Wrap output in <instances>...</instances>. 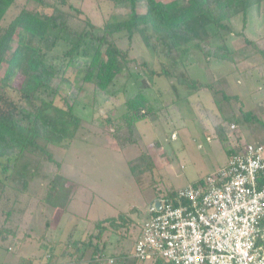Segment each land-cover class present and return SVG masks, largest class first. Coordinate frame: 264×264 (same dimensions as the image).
<instances>
[{"label": "trees", "instance_id": "1", "mask_svg": "<svg viewBox=\"0 0 264 264\" xmlns=\"http://www.w3.org/2000/svg\"><path fill=\"white\" fill-rule=\"evenodd\" d=\"M109 1L116 11L112 16H120V20H106L96 26L89 19H84V25L78 30L69 25V17L81 20L80 11L67 0H0V191L6 185V175L11 168L27 150H32L38 152L39 157L29 176H35L43 165L53 164L56 167L45 184L44 200L41 197L40 200L65 209L70 201L67 192L70 186L66 185V177L59 172L61 164L54 159L50 148H66L74 138L82 123L74 108L82 104L88 92H92V99L99 94L107 95L111 100L118 99V92H109L108 88L118 75L130 72L132 67L137 68L136 73L132 74L134 77L145 71L150 84L137 83V90L123 101L125 110L114 117L105 112L102 123L121 151L139 145L138 122L152 114L170 116L173 110L180 111L178 102L182 97L176 85L187 93L202 89L211 93V101L217 111L206 107L199 110L211 124L216 137L226 144L227 156L231 153L228 144L242 137L240 123L254 117L251 112L242 110L241 103L240 112L235 113L230 102L239 98L224 92L223 88L227 85L224 78L202 83L191 78L185 69L190 65L187 64L190 56L194 55L195 59L201 53L206 61L213 58L232 63L243 75L253 69L264 75V48L248 39L243 32L250 10L264 6V0ZM30 2L34 3L32 7ZM64 7L69 10L65 11ZM71 9L76 14H72ZM10 10L16 12L5 22ZM239 17L242 30L238 34L259 55V61L245 68L239 66L251 61V56L242 54L239 49H232L224 40L226 33L234 32L232 25ZM134 34L159 59V68H150L145 61L138 64L128 58V48L118 46L124 37L130 43ZM58 48L61 49L60 55L52 53ZM15 76L21 77L17 84H13ZM156 77L172 79L176 84L163 89L165 92L171 90L173 95L163 98L160 105H154L147 96V89L156 87ZM128 163L136 178L142 173H153L155 169L146 149H141ZM20 174L25 180L27 171ZM202 178L190 184H196ZM177 189L163 191L156 188L155 198L170 200ZM11 210L9 207L8 215ZM154 214L156 212L152 211L149 215ZM126 215L121 213L117 218L96 222V232L88 233L84 238H67L59 255L62 260L67 257L68 262L59 264L143 263L131 255L132 251L110 256L113 261L107 262V241L104 239L108 232L107 225L114 230L132 224ZM149 215L145 216L144 221ZM47 228L48 223L40 237L46 235ZM2 232L12 231L2 228ZM0 238L4 240L5 234ZM52 245L56 244L49 240L42 247L52 252ZM0 247H3L1 243ZM87 251H90V255L86 259ZM47 256L44 264H58L56 258L50 261L53 254ZM151 261V264H171L160 258H152Z\"/></svg>", "mask_w": 264, "mask_h": 264}, {"label": "rangeland", "instance_id": "2", "mask_svg": "<svg viewBox=\"0 0 264 264\" xmlns=\"http://www.w3.org/2000/svg\"><path fill=\"white\" fill-rule=\"evenodd\" d=\"M67 1L80 11L81 20L69 17V25L78 30L84 25V19H89L96 26L106 20L121 19L120 16H112L116 11L109 0ZM29 5L32 7L34 3L30 2ZM63 9L69 10L67 7ZM15 12L10 10L5 22ZM70 12L76 14L72 9ZM232 27L234 32L226 33L224 40L232 49H239L242 54L251 56V61L241 64L239 68L259 61L256 49L247 45L244 37L238 34L242 30L240 17ZM243 32L248 39L264 48V6L250 10ZM118 46L121 49L128 48V58L138 64L145 61L150 68H159V59L143 45L137 34L133 35L130 43L125 37L122 38ZM52 53L60 55L61 49H54ZM188 63L190 65L185 70L189 76L202 83L213 82L220 77L226 80L224 92L239 98L237 101L231 99L230 102L235 113L240 112L241 103L242 110L254 116L240 123L242 139L264 145V75L261 76L256 69L243 75L232 63L213 58L206 61L201 53L195 59L194 55L190 56ZM136 69L132 67L130 72L118 75L108 88L109 92H118V99L111 100L102 94L92 99V92H88L82 104L74 108L75 113L82 118L74 138L66 148L51 146L54 159L61 164L59 172L66 177V185L70 186L67 191L70 201L65 209L40 200V197L44 200L45 184L56 167L46 164L39 170L40 173L29 176L35 169L38 152L27 150L6 175V185L0 191V229L12 232L0 233V237L6 236L4 240L0 238L3 245L0 247V264H44L48 254H53L50 261L56 258L58 264L66 263L67 257L62 260L59 253L67 238H84L88 233L96 232V222L117 218L121 213L127 214L126 219L132 224L114 230L107 225L105 256L127 254L133 250L137 232L147 215V206L156 197V188L165 191L184 187L224 164L226 144L216 137L211 124L199 110L200 107H206L217 111L211 101V93L205 89L187 93L174 80L164 77L155 78L156 87H149L147 96L154 105H160L163 98L173 95L171 90L163 91L173 83L182 97L178 102L180 111L173 110L170 116L152 114L138 122L136 129L141 137L139 145H132L125 151L119 150L115 139L102 123L105 112L114 117L125 110L123 101L137 90V83L150 84L145 71L136 77L132 75ZM20 79V76H15L13 84H17ZM141 149L150 153L155 169L153 173H142L136 178L128 161L136 157ZM10 164L12 166V162ZM23 171H27L25 180L20 174ZM9 207L12 210L8 215ZM46 223L49 228L46 235L40 237ZM49 240L56 244L52 245V252L42 247ZM89 255L90 251H87L85 258ZM151 262V259H147L141 264Z\"/></svg>", "mask_w": 264, "mask_h": 264}, {"label": "built area", "instance_id": "3", "mask_svg": "<svg viewBox=\"0 0 264 264\" xmlns=\"http://www.w3.org/2000/svg\"><path fill=\"white\" fill-rule=\"evenodd\" d=\"M228 146L225 165L177 189L170 200L160 199L133 243V257L264 264V145L241 137Z\"/></svg>", "mask_w": 264, "mask_h": 264}, {"label": "water", "instance_id": "4", "mask_svg": "<svg viewBox=\"0 0 264 264\" xmlns=\"http://www.w3.org/2000/svg\"><path fill=\"white\" fill-rule=\"evenodd\" d=\"M160 209V198H155L152 203L147 206V215L152 211H158Z\"/></svg>", "mask_w": 264, "mask_h": 264}, {"label": "crops", "instance_id": "5", "mask_svg": "<svg viewBox=\"0 0 264 264\" xmlns=\"http://www.w3.org/2000/svg\"><path fill=\"white\" fill-rule=\"evenodd\" d=\"M242 135H243V134H242ZM248 141H249V140H248ZM253 142H254V141H253ZM256 143L262 144V143H260V142H258V141H256ZM227 159H228V156L226 157V160H225V162H224V164H223V165H225V164H226V162H227ZM223 165H222V166H223ZM196 180H197V179H196ZM152 202H153V201H152ZM152 202H150V203H152ZM150 203H149V204H150ZM149 204H148V205H149ZM141 226H142V225H141ZM141 226H140V229H139V231L137 232V236L139 235V232H140V230H141ZM136 238H137V237H136ZM136 238H135V239H136ZM134 241H135V240H134Z\"/></svg>", "mask_w": 264, "mask_h": 264}]
</instances>
